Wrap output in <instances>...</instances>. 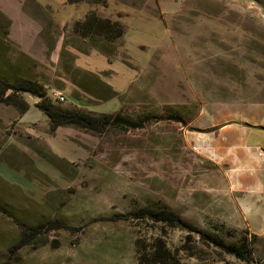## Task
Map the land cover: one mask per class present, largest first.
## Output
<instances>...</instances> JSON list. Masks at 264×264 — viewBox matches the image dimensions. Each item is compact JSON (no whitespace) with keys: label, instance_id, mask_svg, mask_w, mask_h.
<instances>
[{"label":"rangeland","instance_id":"374dc122","mask_svg":"<svg viewBox=\"0 0 264 264\" xmlns=\"http://www.w3.org/2000/svg\"><path fill=\"white\" fill-rule=\"evenodd\" d=\"M0 10L7 80L36 81L65 110L145 122L52 131L38 97L0 102V264H159L158 242L180 264H247L204 235L248 238L251 264H264V239L212 146L215 114L264 96V0H0ZM91 13L123 36L80 37ZM142 209L184 226L136 217ZM21 223L51 227L16 248Z\"/></svg>","mask_w":264,"mask_h":264},{"label":"trees","instance_id":"16d2710c","mask_svg":"<svg viewBox=\"0 0 264 264\" xmlns=\"http://www.w3.org/2000/svg\"><path fill=\"white\" fill-rule=\"evenodd\" d=\"M9 28L10 21L0 10V33L6 38L9 37ZM74 30L82 38L98 36L110 42L116 41L123 36V27L119 22L103 19L95 13L88 15L84 21L77 22ZM1 47L2 45L0 44V52H2ZM23 92L30 93L40 99L36 107L48 117L52 131L67 126L101 133L108 128H125V126L137 128L142 127L145 123L144 121L132 123L127 118L121 116V114H105L100 118L80 111L59 108L48 97L44 86L38 84L36 81L28 78L12 82L7 80L4 73L0 72V102L15 104L17 102L16 95ZM21 108L22 113H26L30 106L23 103ZM145 120L148 121L149 119L145 118ZM134 215L138 218H148L155 223H166L174 227L183 225L177 216L166 211L142 209ZM47 226L48 229L51 227L50 224L45 223L40 225L21 223L20 229L22 231V237L15 247H25L34 241L36 243L39 242ZM204 238L216 248L221 249L226 254L234 256L244 263L251 264L253 262L250 250L251 243L248 241V238L237 242H227L219 236L204 235ZM253 238L256 239L257 237L253 236ZM156 250L154 259L159 264H180L177 258L173 256L172 252L162 242H158Z\"/></svg>","mask_w":264,"mask_h":264},{"label":"crops","instance_id":"0c3cea01","mask_svg":"<svg viewBox=\"0 0 264 264\" xmlns=\"http://www.w3.org/2000/svg\"><path fill=\"white\" fill-rule=\"evenodd\" d=\"M215 120V161L229 166L232 189L244 197L250 229L264 239V96L215 114Z\"/></svg>","mask_w":264,"mask_h":264},{"label":"built area","instance_id":"2783aa9c","mask_svg":"<svg viewBox=\"0 0 264 264\" xmlns=\"http://www.w3.org/2000/svg\"><path fill=\"white\" fill-rule=\"evenodd\" d=\"M58 99H59L60 102H64L65 101V97L62 96V95H60Z\"/></svg>","mask_w":264,"mask_h":264}]
</instances>
